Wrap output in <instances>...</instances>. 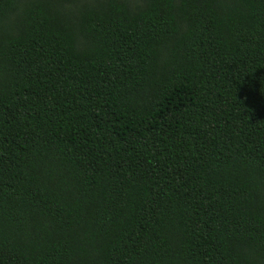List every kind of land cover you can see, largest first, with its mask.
<instances>
[{
  "label": "trees",
  "instance_id": "16d2710c",
  "mask_svg": "<svg viewBox=\"0 0 264 264\" xmlns=\"http://www.w3.org/2000/svg\"><path fill=\"white\" fill-rule=\"evenodd\" d=\"M0 264H264V0H0Z\"/></svg>",
  "mask_w": 264,
  "mask_h": 264
}]
</instances>
